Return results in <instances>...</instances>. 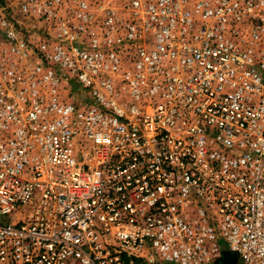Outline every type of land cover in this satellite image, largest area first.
I'll return each mask as SVG.
<instances>
[{"label":"built area","instance_id":"1","mask_svg":"<svg viewBox=\"0 0 264 264\" xmlns=\"http://www.w3.org/2000/svg\"><path fill=\"white\" fill-rule=\"evenodd\" d=\"M12 2L0 264H264V0Z\"/></svg>","mask_w":264,"mask_h":264},{"label":"water","instance_id":"2","mask_svg":"<svg viewBox=\"0 0 264 264\" xmlns=\"http://www.w3.org/2000/svg\"><path fill=\"white\" fill-rule=\"evenodd\" d=\"M237 257L232 252H224V256L216 264H236Z\"/></svg>","mask_w":264,"mask_h":264},{"label":"rangeland","instance_id":"3","mask_svg":"<svg viewBox=\"0 0 264 264\" xmlns=\"http://www.w3.org/2000/svg\"><path fill=\"white\" fill-rule=\"evenodd\" d=\"M13 5H14V3L12 2V0H0V7L1 6H6V8H5L6 12L10 13L11 12V7H13ZM221 247L222 248H226L224 243L221 244Z\"/></svg>","mask_w":264,"mask_h":264}]
</instances>
